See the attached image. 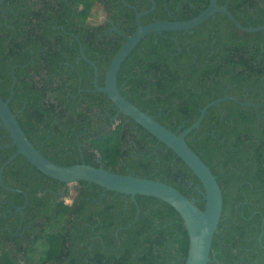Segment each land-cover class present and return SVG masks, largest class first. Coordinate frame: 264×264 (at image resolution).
<instances>
[{"label":"trees","instance_id":"trees-1","mask_svg":"<svg viewBox=\"0 0 264 264\" xmlns=\"http://www.w3.org/2000/svg\"><path fill=\"white\" fill-rule=\"evenodd\" d=\"M242 27L264 24V0H216ZM141 25L183 21L208 0H153ZM148 0H4L0 5V99L26 139L59 166L83 162L118 175L171 186L203 208L202 188L188 168L150 134L116 113L94 91L135 28L134 10ZM99 7L105 20L89 21ZM134 9V10H133ZM114 27L119 34L110 30ZM76 37V39L74 38ZM12 93L10 96V86ZM116 86L126 101L179 132L209 108L184 141L221 192L222 207L207 264H264V30L245 33L214 14L188 30L144 36L121 63ZM113 118V119H112ZM15 151L0 124V166ZM0 264H184L187 236L179 215L144 196L131 199L83 181L45 177L20 155L2 171Z\"/></svg>","mask_w":264,"mask_h":264},{"label":"water","instance_id":"water-1","mask_svg":"<svg viewBox=\"0 0 264 264\" xmlns=\"http://www.w3.org/2000/svg\"><path fill=\"white\" fill-rule=\"evenodd\" d=\"M4 0H0V5ZM150 8L144 12H136L134 9V30L129 35H121L122 44L110 59L103 78V85L97 86V69L92 61L86 60L82 48L78 43L79 59L86 62L92 68L94 91L102 93L111 102L116 113H120L135 124L145 130L157 142L163 144L171 150L175 156L190 170L198 180L201 188V199L203 208L199 209L194 202L186 199L171 186L154 180H147L135 177L133 175H118L106 171L100 167H92L83 162L69 166H59L51 163L44 158L38 150L26 139L23 131L20 129L15 115L8 108L9 99L2 101L0 99V124L7 132V137L11 141V146L15 148L14 153L0 166V188L11 193H19L24 198L22 207H17L16 211L21 212L26 205V195L15 189L8 188L2 183L3 169L17 156L20 155L35 170L47 178L55 180L58 184L72 185L78 181L94 184L103 191H111L131 199L134 196H144L157 199L171 207L180 217L182 225L186 232L188 246L184 264H207L208 252L211 238L216 230L221 214L222 198L220 189L216 183L215 177L211 174L204 163L190 150L186 145L185 136L198 129L205 112L215 107L223 101H232L238 106L256 108L258 105L241 103L229 96H222L215 99L198 110V116L194 123L179 132H175L158 124L152 117L126 101L122 97L116 86V73L121 63L127 55L134 49L138 42L146 35L151 33L160 34L161 32L188 31L203 23L214 14L224 16L237 30L245 33H255L264 30V24L258 27H242L234 17L227 11L225 1L221 6L216 5V0H208L206 7L199 10L197 15L183 21H160L141 25L139 19L152 11L154 8L153 0H148ZM110 30L118 33L111 27ZM76 39V37H74ZM12 82L10 86V96L12 93Z\"/></svg>","mask_w":264,"mask_h":264},{"label":"rangeland","instance_id":"rangeland-1","mask_svg":"<svg viewBox=\"0 0 264 264\" xmlns=\"http://www.w3.org/2000/svg\"><path fill=\"white\" fill-rule=\"evenodd\" d=\"M104 13L99 7H95L94 9L90 10V17L89 21L93 24H98L104 21ZM71 185H67V192H69L70 195H73V190Z\"/></svg>","mask_w":264,"mask_h":264},{"label":"clouds","instance_id":"clouds-1","mask_svg":"<svg viewBox=\"0 0 264 264\" xmlns=\"http://www.w3.org/2000/svg\"><path fill=\"white\" fill-rule=\"evenodd\" d=\"M64 203L66 206H72L74 204V199L72 198V196H68L64 198Z\"/></svg>","mask_w":264,"mask_h":264},{"label":"flooded vegetation","instance_id":"flooded-vegetation-1","mask_svg":"<svg viewBox=\"0 0 264 264\" xmlns=\"http://www.w3.org/2000/svg\"><path fill=\"white\" fill-rule=\"evenodd\" d=\"M104 20H105V19H104ZM112 119H113V118H112ZM25 195H26V194H25ZM26 200H27V199H26ZM23 204H24V203H23ZM22 206H23V205H22ZM22 206H19V207H22ZM16 208H17V207H15V211H16ZM23 208H24V207H23ZM22 210H23V209H22ZM22 210H21V211H22ZM16 212H17V211H16ZM19 213H20V212H19Z\"/></svg>","mask_w":264,"mask_h":264}]
</instances>
